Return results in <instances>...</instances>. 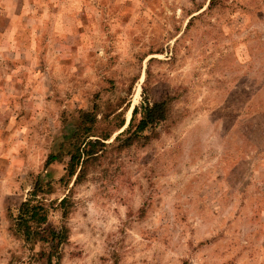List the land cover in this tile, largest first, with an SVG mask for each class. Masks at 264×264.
<instances>
[{"label":"rangeland","instance_id":"obj_1","mask_svg":"<svg viewBox=\"0 0 264 264\" xmlns=\"http://www.w3.org/2000/svg\"><path fill=\"white\" fill-rule=\"evenodd\" d=\"M49 261L264 264V0H0V264Z\"/></svg>","mask_w":264,"mask_h":264},{"label":"trees","instance_id":"obj_2","mask_svg":"<svg viewBox=\"0 0 264 264\" xmlns=\"http://www.w3.org/2000/svg\"><path fill=\"white\" fill-rule=\"evenodd\" d=\"M170 114V102L168 99H162L155 101L152 105L144 106L142 116L138 120L137 123L131 122L130 127L128 129V135L123 139V143L126 146H129L133 143V141L139 137L143 132L150 128H154L158 126L160 123L167 120L168 116ZM90 116V115H87ZM90 122H94L95 117H88ZM86 124V123H85ZM92 130V125H83L78 126V131L75 133V137L73 138L72 142L70 143L69 153L73 157L75 164L79 165L82 161V165H84V162H86L89 158H91L93 155L98 153L97 146L103 145V142L101 140H89L86 141V139L92 135H90V132ZM84 139L81 140L80 137H83ZM83 174V166L80 169V172L77 174V180L81 178ZM48 185H44L42 182L37 181L34 185L33 190L31 191L30 199H27L22 203V205L19 208L18 215L20 216V220L32 222V223H38L40 226L47 220V209L43 204H40L38 202H35V197L39 196L42 193H45L47 190H49ZM47 189V190H46ZM67 198H63L60 202V207L64 208L67 203ZM64 215L66 214V210H64ZM52 235H55L56 237H60V234H56L55 232H51Z\"/></svg>","mask_w":264,"mask_h":264},{"label":"flooded vegetation","instance_id":"obj_3","mask_svg":"<svg viewBox=\"0 0 264 264\" xmlns=\"http://www.w3.org/2000/svg\"><path fill=\"white\" fill-rule=\"evenodd\" d=\"M52 262L49 261V264H51Z\"/></svg>","mask_w":264,"mask_h":264}]
</instances>
